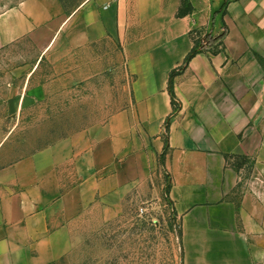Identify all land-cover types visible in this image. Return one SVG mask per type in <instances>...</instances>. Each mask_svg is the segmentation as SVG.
I'll list each match as a JSON object with an SVG mask.
<instances>
[{
    "label": "crops",
    "instance_id": "crops-1",
    "mask_svg": "<svg viewBox=\"0 0 264 264\" xmlns=\"http://www.w3.org/2000/svg\"><path fill=\"white\" fill-rule=\"evenodd\" d=\"M187 1L193 11L182 17V0H25L0 15V50L28 40L43 54L79 52L111 40L133 79L130 105L102 136L79 134L0 170V264L65 257L73 214L118 209L161 156L184 264H256L264 231L234 199L229 157L259 146L260 126L250 123L264 102V0ZM196 30L227 31L225 47L175 77V111L171 75Z\"/></svg>",
    "mask_w": 264,
    "mask_h": 264
},
{
    "label": "rangeland",
    "instance_id": "rangeland-1",
    "mask_svg": "<svg viewBox=\"0 0 264 264\" xmlns=\"http://www.w3.org/2000/svg\"><path fill=\"white\" fill-rule=\"evenodd\" d=\"M23 1L0 0V15ZM132 84L111 40L79 52L57 46L43 54L28 40L0 50V170L64 139L99 130L102 136L109 117L130 105ZM254 122L259 146L230 156L229 165L239 173L235 201L246 204L264 231V102ZM169 186L161 156L147 178L133 181L118 209L74 213L71 248L53 264H184ZM256 264H264V247Z\"/></svg>",
    "mask_w": 264,
    "mask_h": 264
},
{
    "label": "trees",
    "instance_id": "trees-1",
    "mask_svg": "<svg viewBox=\"0 0 264 264\" xmlns=\"http://www.w3.org/2000/svg\"><path fill=\"white\" fill-rule=\"evenodd\" d=\"M193 11V7L187 0H182V8L179 12V17L188 15ZM227 36V31H225L221 36L219 37H214L211 33H206L202 30H196L191 33V37L194 41V48L189 54L185 65L183 68H181L178 72L174 71L171 75V82H170V93L173 98V104L175 106V111L179 109V105L176 102V96L174 92V79L175 77L182 73L185 67L188 66L190 61L195 58L197 55L205 52L211 51L213 54H217L220 51L224 50V41ZM163 157V156H162Z\"/></svg>",
    "mask_w": 264,
    "mask_h": 264
}]
</instances>
